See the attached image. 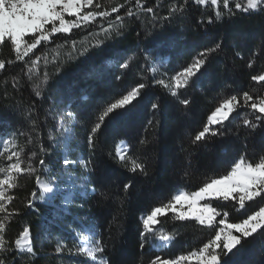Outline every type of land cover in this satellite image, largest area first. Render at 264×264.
<instances>
[{
  "label": "snow or ice",
  "instance_id": "snow-or-ice-1",
  "mask_svg": "<svg viewBox=\"0 0 264 264\" xmlns=\"http://www.w3.org/2000/svg\"><path fill=\"white\" fill-rule=\"evenodd\" d=\"M192 6L212 9L211 14L201 13L196 21V25L205 31L208 26L231 22L241 15H264V0H155L152 6H147L146 0H123L114 5L111 0H0V47L7 45L14 53V60L0 59V70H6V64L23 62L22 75L27 77L33 95L37 100H42L46 98L48 85L54 75H59L69 63L94 55L98 50L103 52L109 43H118L126 38L136 21L140 22L145 38H155L166 27L172 26L173 22L187 30L186 21L190 19ZM121 9H124L123 15L120 14ZM113 14H116L114 18ZM81 32L84 35H79ZM136 36L138 52L127 59L119 56L116 64L119 69L126 71L133 62L142 58L137 75L143 82L137 81L130 90L104 100L91 113L81 110L79 98H74L70 91L57 89L54 103L44 110L43 119L45 122H54L57 133L53 135L52 130H49L47 139L50 144L47 147L39 131L41 117L36 112L38 105L35 102L23 105V111L20 103L12 106L28 122L29 129L0 134V158L7 161L6 164H0V254H3L0 255V264H34L43 251L42 248L41 252L36 250L31 227L27 223L12 245L6 239L9 221L20 215L19 209L9 207L15 200L10 192L19 187V179L24 175L34 176L36 185L24 201V208L38 212L36 204L40 203L50 209L48 215L38 216V227L43 240L50 244L55 240L54 254L69 258L82 257V264H111L109 257L104 255L108 245L98 225L73 211L74 208H83L84 202L93 197H99L98 202L112 200L118 204V208L109 222V229L119 231L122 227L121 217L131 195L133 182L129 180L123 183L122 188L114 193L102 181L93 179L97 153L105 152L100 139L101 131L108 121L134 107L144 90L150 86H161L187 111L193 100L183 97L180 90L193 86L194 80L204 76V70L213 56L227 55L223 38L216 39L210 46L196 51L186 65L169 75L167 70L161 71L167 64L166 59L161 58L155 49L141 47L139 31ZM176 45L177 40L174 38L156 42V48H174ZM236 47L233 41V48ZM52 52L56 55H52L49 60ZM117 55L111 52L105 59ZM237 57L243 59L241 51L234 52L233 62ZM259 58H264V35L259 45L251 51L246 66L253 68ZM41 61L45 69L42 79L36 75ZM50 64L53 72L48 71ZM115 79L119 81L122 76L116 75ZM250 79L258 85H264V70L251 75ZM23 83L20 74L11 76L12 89L19 91ZM4 95L7 97L8 92L5 91ZM241 108H247L248 111L238 112ZM151 109L154 115L162 114L158 101L151 103ZM233 113L239 117L235 131L225 123H231ZM77 125L86 137L87 156L79 152L78 146L73 147ZM148 125L152 126L153 121L149 120ZM242 130L245 141L254 136L257 130L264 131V94L254 98L250 91H243L222 96L201 130L192 136L191 144L198 147L206 145L213 138H239ZM17 137L27 139L18 145ZM148 143L150 141L147 139L140 140L141 145ZM29 145L38 148L39 152L32 150L25 158V148ZM252 151L253 155L249 156L245 143L238 157L233 156L224 161L223 171L216 173L206 169L201 174L202 182L196 190L179 188L166 202L162 201L140 215L141 250L146 246L156 251L169 247L179 235V226L175 222H181L180 226H183L185 221H195L200 228L214 233L198 248L172 258L155 255L148 264H233L232 257L241 251L249 238L264 234V149L257 153L253 146ZM74 152L79 154L72 158ZM129 153L127 142L119 140L114 153L108 151L106 154L128 172L148 177L147 159L133 157ZM37 159L38 164H35ZM56 163H60L61 167L55 168ZM77 167L82 169V175L71 170ZM190 169L189 162L183 172L185 180L191 175ZM220 201L230 202L231 207L244 218L229 223V211L223 208L218 210L216 206ZM253 205L256 210H252ZM169 213L172 214L170 220L174 222L171 230L163 227L164 222L161 220V217H168ZM54 227L59 231H54ZM64 232L74 234L72 238L75 242L71 247L64 242ZM9 252H14L11 259L6 255ZM60 264H71V260H61Z\"/></svg>",
  "mask_w": 264,
  "mask_h": 264
},
{
  "label": "trees",
  "instance_id": "trees-1",
  "mask_svg": "<svg viewBox=\"0 0 264 264\" xmlns=\"http://www.w3.org/2000/svg\"><path fill=\"white\" fill-rule=\"evenodd\" d=\"M102 2H107V0H102ZM117 2H123V0H111L112 5ZM146 3L147 6H152L155 0H146ZM123 12L124 9H121L120 14L123 15ZM201 13L211 14L212 9L192 6L189 12L190 19L186 21L187 30L173 22L172 26L166 27L164 32L158 33L155 38H145L140 22L136 21L132 24L126 38L118 43L108 44L103 52L98 50L94 55L69 63L59 75H54L52 82L48 85L46 98L42 100H37L32 93V88L28 86L27 77L22 75L23 62H16L13 65L6 64V70H0V134L10 133L16 129L27 131L29 129L28 122L12 106L20 103L21 111H23V105L35 102L38 105L36 112L41 117L39 122L41 139L47 147L50 144L47 139L49 130H52L53 135H57V133L54 122H45L43 119L44 110L54 103L53 97L56 96L57 89L70 91L74 98H79L81 110L91 113L104 100L130 90L137 81H140L137 72L140 71L139 63L142 62V58L140 61L133 62L126 71H122L115 64L118 55L124 54L128 57L138 52L137 31L140 32L141 47L155 49L161 58L166 59L167 64L161 68V71L167 70L169 75L174 74V70H179L181 66L186 65L196 54V51L201 50L204 46H210L216 39L223 38L227 55L213 56L210 64L204 70V76L199 80H194L193 86L180 90L183 97H191L193 100L187 111L161 86H150L144 90L134 107H131L122 116L108 121L107 126L100 133L105 152L104 154L97 153L93 179L102 181L104 186L110 188L114 193L122 188L123 183L129 180L133 182L131 195L121 217L122 227L119 231L115 228L109 229V222L118 208V204L112 200L98 202L99 197H93L84 202L83 208H74L73 211L91 219L98 225L99 231L103 234L108 245L104 255L109 257L111 264H148V261L155 255L172 258L201 246L202 242H206L214 233L208 229L200 228L195 224V221H185L183 226H180L181 222H175L179 226V235L169 247L162 251H156L146 246L144 250H141L139 247V217L142 213L149 211L152 206H156L162 201L166 202L179 188L189 191L196 190L201 185V174L206 169L220 173L225 168L224 161L233 156L238 157L244 150L245 143L248 145L249 156L253 155V146L257 153L264 149V131L262 130H257L256 134L247 141L244 140L242 130L239 138L236 136L213 138L206 145L202 144L198 147H193L191 144L192 136L201 130L207 116L218 105L222 96L239 94L243 91H250L254 98L264 94V85H258L250 79L251 75L264 70V58L257 59L251 69L246 66L251 51L259 45L261 36L264 35V15H241L231 22L226 21L222 24L208 26L205 31L196 25ZM161 14H163V10H161ZM115 15L113 14V18ZM79 35L82 36L84 33L81 32ZM168 38L177 40V45L174 48H156L158 40ZM233 41L237 45L235 49ZM235 51H241L243 59L237 57L233 62ZM111 52H116L118 55L105 59ZM53 53L55 52H52L50 57ZM39 54L40 52L37 51V55ZM0 59L14 60V53L11 52L9 46L0 47ZM48 71H54L51 64ZM43 72L39 75L41 79ZM18 74L21 75L24 83L23 87L16 91L11 87V76ZM116 75H121L122 79L117 81ZM5 81H7L6 86ZM5 91L8 92L7 97L4 95ZM156 101L161 104L162 114L154 115L151 109V103ZM247 111V108L238 109V112ZM149 120L153 121L152 126L148 125ZM157 121H159L158 125ZM230 121L231 123L228 121L225 123L235 131V125L239 121L237 113L232 114ZM26 139L27 137H17V144L24 143ZM85 139L83 130L77 125L73 147L78 146L79 152H83L87 156ZM141 139H147L150 143L141 145ZM119 140L127 142L131 156L147 159L148 177L128 172L109 159L106 153L108 151L114 153L115 144ZM182 149H188V151L185 152ZM0 150H2V145H0ZM32 150L39 152L38 148L34 149L32 145H29L25 148V158ZM79 152L72 153V158H75ZM46 159L49 158L46 157ZM51 159H55V157ZM189 162L191 175L185 180L183 172ZM6 163L7 161L0 158V164ZM34 163L38 164V159ZM54 166L58 169L61 164L56 163ZM71 170L77 174L81 169L77 167ZM35 187V177L24 175L19 179V187L10 192L15 196V200L9 207L19 209L20 215L14 216L9 221L6 232L9 244H13L27 223L31 227L36 250L41 252V248L43 249L34 264H60L61 260L65 262L71 260V264H82L84 259L82 257L57 256L53 252L55 240L53 239V243L50 244L40 237L38 216L48 215L50 209L40 203L36 204L38 212L24 208V201ZM216 206L218 210L223 208V210L229 211V223L239 222L244 218L241 213H237L231 207L230 202L220 201L216 203ZM252 210H256V206L253 205ZM171 215L169 213L168 217H161L164 222L162 226L169 230L174 223L170 220ZM53 230L59 231L55 227ZM62 235L64 242L71 247L75 242L72 238L74 234L64 232ZM262 241H264V234L249 238L241 251L232 257L233 264H264ZM6 255L11 259L14 252H9ZM26 264H31V262H26Z\"/></svg>",
  "mask_w": 264,
  "mask_h": 264
},
{
  "label": "rangeland",
  "instance_id": "rangeland-1",
  "mask_svg": "<svg viewBox=\"0 0 264 264\" xmlns=\"http://www.w3.org/2000/svg\"><path fill=\"white\" fill-rule=\"evenodd\" d=\"M109 44H110V43H109ZM52 55H56V53H53ZM119 56H123L124 59L127 57V55L121 54V55H118V56H117L116 60L119 58ZM49 60H51L50 55H49ZM121 62H123V61L121 60ZM115 64H116V63H115ZM43 70H44V65H43V61H41L40 68L37 70L36 75L39 77L40 73H42ZM82 174H83V171H82V169H81V170L77 173V175H82Z\"/></svg>",
  "mask_w": 264,
  "mask_h": 264
}]
</instances>
